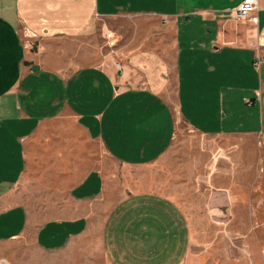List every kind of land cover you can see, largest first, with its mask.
Here are the masks:
<instances>
[{
  "label": "crops",
  "instance_id": "obj_1",
  "mask_svg": "<svg viewBox=\"0 0 264 264\" xmlns=\"http://www.w3.org/2000/svg\"><path fill=\"white\" fill-rule=\"evenodd\" d=\"M256 1L248 27L231 17L245 0H0V242L24 235L28 211L44 212L33 228L44 250L81 235L97 218L91 211H102L93 204L112 203L106 160L125 170L113 210L137 213L130 240L149 243L160 227L179 226L165 211L184 202L188 219V187L207 176L192 163L209 161L186 155L183 170L154 169L179 122L200 146L221 142L217 189L233 208L239 141L264 155V0ZM123 17L141 26L107 28L119 61L101 66L86 40L100 20Z\"/></svg>",
  "mask_w": 264,
  "mask_h": 264
},
{
  "label": "rangeland",
  "instance_id": "obj_2",
  "mask_svg": "<svg viewBox=\"0 0 264 264\" xmlns=\"http://www.w3.org/2000/svg\"><path fill=\"white\" fill-rule=\"evenodd\" d=\"M244 22L251 27V22ZM137 24L141 26L137 20L126 17L98 22L96 37L86 42L96 46L101 66L118 67L119 61L116 48L105 40L106 29L121 27L130 32ZM176 135L177 140L154 169L183 170L186 155L194 160L201 158L203 163L204 158L209 160L203 167L200 163H192L193 170L207 173V176L199 185L188 187V219H185L184 202L178 212L165 211L172 217L179 215L176 217L180 218L179 226L160 227L162 232L149 243L136 236L130 240L131 236L126 234L128 217L136 219L137 213L130 212L125 217L128 212L113 210L124 197L120 184L125 170L106 160L108 199L112 203L93 204L102 211H91L97 213V218L90 221L81 235L56 250H44L33 239L34 225L42 220L44 212L28 211L32 223L24 235L20 239L0 242V264H264V155L258 145L247 138L239 141L243 155L240 179L235 185L238 201L232 208L229 193L217 189L216 154L221 142L200 146V140L181 122ZM173 156L179 157V163H172ZM223 168L231 174L230 163L225 162ZM150 170L145 169L146 173ZM223 183L228 184V180Z\"/></svg>",
  "mask_w": 264,
  "mask_h": 264
},
{
  "label": "built area",
  "instance_id": "obj_3",
  "mask_svg": "<svg viewBox=\"0 0 264 264\" xmlns=\"http://www.w3.org/2000/svg\"><path fill=\"white\" fill-rule=\"evenodd\" d=\"M256 11L257 1L245 0V2L232 13L231 17L233 21H249L254 23L256 21Z\"/></svg>",
  "mask_w": 264,
  "mask_h": 264
},
{
  "label": "water",
  "instance_id": "obj_4",
  "mask_svg": "<svg viewBox=\"0 0 264 264\" xmlns=\"http://www.w3.org/2000/svg\"><path fill=\"white\" fill-rule=\"evenodd\" d=\"M35 69V68H34Z\"/></svg>",
  "mask_w": 264,
  "mask_h": 264
}]
</instances>
